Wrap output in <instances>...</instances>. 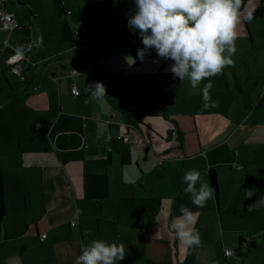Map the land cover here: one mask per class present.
Listing matches in <instances>:
<instances>
[{"label":"crops","instance_id":"crops-1","mask_svg":"<svg viewBox=\"0 0 264 264\" xmlns=\"http://www.w3.org/2000/svg\"><path fill=\"white\" fill-rule=\"evenodd\" d=\"M128 2L134 7L133 0L5 3L19 27L0 30V45L8 37L13 47L32 41L39 46L26 52L30 62L22 63L23 80L8 70L7 52L0 58V264H74L81 245L93 239L123 243L126 257L118 264H264V126L242 124L217 133L206 126L209 114L207 120L201 113L169 120L151 105L150 87H134L131 76L179 80L168 71L172 61L140 60L135 51L122 54L130 62L116 65L124 94L115 96L108 71L102 74L107 96L95 101L83 95L81 86L95 82L81 83L77 66L82 62L95 73L87 53L106 63L96 41L104 36L109 49V25L124 21L114 8L123 15ZM88 4L100 12L105 8V30L96 16L84 17ZM58 20L71 34L66 45L46 33V23ZM78 23L94 25L93 37ZM236 30L243 39L241 24ZM71 64L68 74L62 72ZM231 71L238 79L248 68ZM73 85L78 96L71 93ZM186 89L191 100L187 83ZM124 133L129 142L114 137ZM193 169L203 183L210 184L211 170L217 178V195L199 209L184 191L183 176ZM181 205L199 213L201 245L187 252L167 228Z\"/></svg>","mask_w":264,"mask_h":264},{"label":"clouds","instance_id":"clouds-1","mask_svg":"<svg viewBox=\"0 0 264 264\" xmlns=\"http://www.w3.org/2000/svg\"><path fill=\"white\" fill-rule=\"evenodd\" d=\"M133 3L135 10L127 19V27L138 33L143 45L137 49L140 60L154 50L160 59L172 61L168 71L173 78L181 82L188 80L192 89L198 88L205 79L221 74L225 67L234 66L241 0H133ZM253 15L254 11H248L244 20L251 21ZM31 48V45L16 46L9 62L19 63ZM131 60V64L135 63ZM210 88L211 83L203 90L205 108L216 106V102L209 103ZM85 92L95 101L107 96L106 86L99 81L85 86ZM183 182L185 193L198 209L215 198L216 190L209 183L201 182L199 170L186 171ZM77 211L82 214V210ZM198 218V212L181 205L180 215L167 224L186 252L201 245L200 234L195 228ZM125 257L123 243L93 239L81 245V254L74 264H118Z\"/></svg>","mask_w":264,"mask_h":264},{"label":"rangeland","instance_id":"rangeland-1","mask_svg":"<svg viewBox=\"0 0 264 264\" xmlns=\"http://www.w3.org/2000/svg\"><path fill=\"white\" fill-rule=\"evenodd\" d=\"M241 1L243 2L244 8L240 11V24L245 36L243 39L237 38L235 45L237 49L242 48V52L237 50L233 57L235 61L234 66L230 68L225 67L221 74L211 79H205L196 89L191 88L190 94L193 95L191 100L189 99L190 95L187 94L186 89V83L188 87L190 86L188 80L181 82L180 80L172 79L165 82L167 77L162 74L147 75L142 80L134 79L136 76H131V83L134 87L143 82L146 87H150L147 88L150 92L157 90V95L161 97L162 104L159 99L154 96H150L149 101L153 103L151 105L154 107H160L162 114H164L163 116L166 115L169 120L179 121L181 120V114L185 115L190 113H201L204 119L207 120L206 115L209 114V123L205 120H203V122L207 123L208 125L206 126L212 128V130H215L217 133L220 130H227L226 132H228L229 130L242 126V124H244L243 128L264 126V14L253 17L251 21L244 20V16L248 11H253L260 5L263 6L264 10V0ZM86 9L87 10L83 12L84 17L90 21L96 16L97 21L99 20L98 26L105 30V8H103V12H100L93 5L88 4ZM114 10L118 14L117 18L122 16V20L124 21L121 27L117 24L109 25V49H106L104 36L96 41L99 46V51L106 59L103 56V58H101L105 60L106 63L97 62L91 53H87V56L90 55L93 57L95 73L91 75V71L81 62L78 64L77 70L82 73V77L77 79L81 81V83H84L82 81H99L104 83L106 80L103 78L102 74L109 71L111 72V80L114 83L113 91L116 92L115 96H117L119 93L124 94V90H121L123 78L122 76H118L121 71L118 70L116 65L119 61L127 62V56L122 54L126 55L134 51L137 52V49L142 48L143 45L138 37V33L132 32L127 27L126 23V19L134 13L133 4L128 2V4L125 5L123 15L122 11H119V9L114 8ZM61 11L62 9L60 8V15L62 16ZM64 25L65 24L60 20L51 24L46 23V33L48 34L51 32L56 43L62 39L63 44L66 45L71 39V34ZM76 26L80 30H86V37H93L92 31L94 28L96 29L94 25L78 23ZM135 41L136 45H134ZM108 50H110V52H108ZM86 55L82 56L83 61ZM147 56L155 57L156 53L152 50L151 54ZM243 65L248 68V73H241L237 79L238 73H236V76L231 70L235 67L240 69ZM71 68L72 64L67 65L62 72L68 74ZM132 69L133 68L130 67L129 70ZM239 81L243 85V94V90L238 86ZM207 83H211V88L209 90L211 101L209 103L211 105L212 102H216V106L205 108L203 106L204 100L202 97L203 90ZM85 86L86 84L81 87L84 93L83 95L87 96V94H85ZM133 91L135 92L134 89ZM126 94H128V91ZM198 99H201L203 103H200ZM152 109L153 108H150V110ZM233 139H235V137Z\"/></svg>","mask_w":264,"mask_h":264},{"label":"built area","instance_id":"built-area-1","mask_svg":"<svg viewBox=\"0 0 264 264\" xmlns=\"http://www.w3.org/2000/svg\"><path fill=\"white\" fill-rule=\"evenodd\" d=\"M6 1L7 0H0V30L4 29V30L11 32L12 30L19 27V23H18L17 19L15 18V16L11 12H9L5 9ZM76 39H77L79 44L84 45L85 51H90V47L85 45V40L80 35H76ZM37 44L38 43L32 41V42H29L27 45H31L32 48H34ZM14 48L15 47H13L9 43L8 37H6L5 40L3 41V43L0 45V58L7 52L6 56L4 57V63L6 64L8 70L12 74L17 75L20 79L23 80L24 76L22 74V70H23L22 63L30 62V60H29V57H27L25 55V59H23L19 63H10L9 58L13 55V49ZM71 74L72 75H79V73L76 69H73ZM71 93L75 96H78L80 94L79 90L77 89V87L75 85H73L71 87ZM114 137L121 142H129L130 141V135L128 133L118 134V135H115ZM70 225L75 226L76 221L75 220L71 221ZM45 237H46V234L41 233L40 238L43 240ZM232 252L233 251L231 249H225L226 255H230V254H232Z\"/></svg>","mask_w":264,"mask_h":264},{"label":"trees","instance_id":"trees-1","mask_svg":"<svg viewBox=\"0 0 264 264\" xmlns=\"http://www.w3.org/2000/svg\"><path fill=\"white\" fill-rule=\"evenodd\" d=\"M242 9H243V2L241 1V9H240V11ZM253 11H254L253 17H257L259 15H263L264 14V10H263V6L262 5L258 6ZM150 94L152 96H154L155 98H158L160 103L162 104V99H161V97L159 95H157V90L156 91L154 90L153 92H150ZM210 184H211V187H213L216 190L215 191V195H217V193H218V190H217V178H216V175H215L214 171H212V170L210 171Z\"/></svg>","mask_w":264,"mask_h":264}]
</instances>
